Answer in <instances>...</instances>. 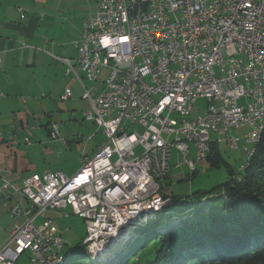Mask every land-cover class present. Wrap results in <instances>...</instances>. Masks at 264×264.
<instances>
[{"label":"built area","instance_id":"2783aa9c","mask_svg":"<svg viewBox=\"0 0 264 264\" xmlns=\"http://www.w3.org/2000/svg\"><path fill=\"white\" fill-rule=\"evenodd\" d=\"M74 46L77 57L62 62L106 142L70 177L47 172L4 183L2 204L12 191L27 206L9 209L25 220L0 245V264L25 252L29 264L60 257L63 239L48 214L68 209L85 223L83 248L108 251L121 228L169 201L156 179L167 173L170 140L183 155L193 143L201 160L211 133L246 127L244 139L257 143L264 131V0H100ZM198 99L211 104L192 119ZM50 137L58 139L56 125Z\"/></svg>","mask_w":264,"mask_h":264},{"label":"crops","instance_id":"0c3cea01","mask_svg":"<svg viewBox=\"0 0 264 264\" xmlns=\"http://www.w3.org/2000/svg\"><path fill=\"white\" fill-rule=\"evenodd\" d=\"M46 4L47 0H0V188L4 183L20 186L24 178L49 171L32 170L28 135L43 137L44 131L51 139V125H56L58 139L51 141L66 149L70 145L69 133L73 136L72 133L77 131L79 115L86 120L85 113L89 110L80 83L74 77L69 78L71 74H66L62 62V59L77 57L74 44L79 39L82 25L73 35L55 32L51 18L45 13ZM96 8L97 5L89 17L95 15ZM84 85L88 89L97 86L87 81ZM66 90L71 94L63 99ZM65 113L68 125H63ZM86 122L91 125L89 140L95 139L100 130L105 138L101 128L92 121ZM105 142L106 138L95 146L94 154ZM84 158L87 157L83 155ZM3 202L4 205L0 201V208L11 220L5 226L8 237L9 232L25 220L23 215L12 218L9 209L17 204L25 208L27 203L12 191L5 194ZM53 225L56 226L54 222Z\"/></svg>","mask_w":264,"mask_h":264},{"label":"trees","instance_id":"16d2710c","mask_svg":"<svg viewBox=\"0 0 264 264\" xmlns=\"http://www.w3.org/2000/svg\"><path fill=\"white\" fill-rule=\"evenodd\" d=\"M206 161L214 167L224 163L217 143H211ZM245 164L238 175L228 173L219 192L197 191L171 208L172 216H188L174 227L159 230L158 226H148L136 232L115 264H264V131ZM209 197L205 213L200 212V201ZM70 255L63 264L96 262L89 256L86 258L91 263H85V257Z\"/></svg>","mask_w":264,"mask_h":264},{"label":"rangeland","instance_id":"374dc122","mask_svg":"<svg viewBox=\"0 0 264 264\" xmlns=\"http://www.w3.org/2000/svg\"><path fill=\"white\" fill-rule=\"evenodd\" d=\"M99 1L100 0H47L45 13L49 16V18H51V23L55 32H59L60 34L63 33L65 35H73L85 19L89 18L90 11L99 3ZM73 77V74H71L69 78ZM210 104L211 103L206 101V99L196 100L191 109L190 118L194 119L203 117L205 115V110ZM66 115L67 113H65L62 117L63 120L61 119L63 121V125H68L69 123V119H67ZM35 118H37V116H35ZM78 120L79 121L75 126L77 131L72 133L74 137L71 136V133L68 135V137H70L68 138L70 145L66 149L55 145L51 139L46 136L44 131H42L43 137L28 135L31 142L28 146L30 151L29 160L33 171L42 173L49 170L47 172H61L65 176L70 177L83 167V155L87 158L93 157L95 146L102 141H105V138L102 135L101 130L99 131L98 129L99 133H97V137L93 140H89V135L92 133L91 132L89 134V130L91 129L90 123L84 120L82 114L79 115ZM84 123H86V125H84ZM82 126L83 130L81 132ZM247 132L248 128L246 127L241 129H231L229 131V134L238 140L237 149L229 147L225 140H223L224 136L220 137L217 142V151L221 155L224 163L218 167H214L210 166L206 160L197 161L195 165L196 175L193 179H190L188 176L189 169L183 162L182 156L177 154V152L172 149L169 160V174L165 179L160 181L162 187L161 192L171 197H186L197 191L219 192L222 185L226 182V180H228L229 172H233L238 175L240 168L244 165L246 160V151L248 150L251 153H254L255 151V146L258 142H248L247 136V139H242L243 135ZM22 147L25 146L22 145ZM244 147L245 153H243ZM194 159L195 156L193 150L191 149L188 160L194 161ZM177 163L180 165L177 166ZM181 174L185 177L184 181H180V178L176 177ZM216 196L217 194H215L214 197L212 196V199H215ZM210 198L211 197L208 199L203 198L200 201V212L205 213L206 206L211 201ZM170 203L172 204V201ZM171 208L173 207H171L170 204H166L163 207L165 212L162 214V216L165 217L155 223L147 225L146 227L158 226L159 230H168L174 227L177 222H181L187 218L186 214L182 215L181 218L176 215L172 216L169 211ZM63 214H65V216L62 218L55 217L50 214H48V216L52 218L54 224L58 228V231L62 234V238L66 244L65 253L70 251V256L81 255L83 256L82 259L85 257L84 259L89 261L88 258H86L88 255H86L87 249L81 247L82 240L85 235L84 221L73 215L69 209L63 211ZM10 221L11 220H9L4 211L0 208V243L2 241L5 242L7 240L6 238H8L5 234V226ZM135 233L130 234L126 237L127 239L121 241L122 247H120L119 243H116L114 246H118L120 248H118V250L108 259H103L95 263L89 262L91 264H99L108 261V264H115L117 259L121 257L120 254L124 251V248H126L130 242L132 244L133 238L136 237ZM138 249L127 257V261L133 258ZM29 257V252H25L18 258L15 264H29ZM86 260L85 263H88Z\"/></svg>","mask_w":264,"mask_h":264},{"label":"water","instance_id":"95a60500","mask_svg":"<svg viewBox=\"0 0 264 264\" xmlns=\"http://www.w3.org/2000/svg\"><path fill=\"white\" fill-rule=\"evenodd\" d=\"M239 129H241V128H239ZM231 130V129H230ZM230 130H228L227 132H225V133H223V134H213V133H211V135H210V138H211V140H210V142H209V151L207 152V154H206V157L204 158V159H201V160H197V151H195V147H194V144L193 143H187V145H188V152H187V154L186 155H183L173 144H174V142H173V140H170V143L172 144L171 146H170V148H169V151H168V159H167V166H168V170H167V173L165 174V175H163L162 177H160V178H158V179H156V183L158 184V187H159V190H158V194H159V196L163 199V200H169L168 202H167V204H170V206L171 207H174V206H177V205H179V204H181V203H183L184 201H185V198L184 197H179L178 199H173V198H171V197H169L168 195H166V194H164V193H162L161 192V189H162V187H161V184H160V181L161 180H163V179H165L167 176H168V174H169V160H170V156H171V151H172V149H174L176 152H177V154H179V155H181L182 156V159H183V162L187 165V167H188V162H192L193 164H194V170L193 171H190V169H189V167H188V169H189V174H188V176H189V178L191 177V175L194 173V172H196V163H197V161H204V160H206V158H207V156L209 155V153H210V145H211V143H217L218 141H219V139H220V137H222V136H224V138H223V140H225V142H226V144L230 147V144L228 143V141H227V139H226V136H228V137H230V138H232V140H233V143H232V149H237L238 148V146H237V142H238V140L235 138V137H233L231 134H229V131ZM245 135V134H244ZM244 135H243V137H242V139L244 138ZM246 147V146H245ZM245 147L243 148V153H245ZM191 149L193 150V153H194V156H195V159H194V161H189L188 160V157H189V155H190V153H191ZM245 156H246V159H248L249 157H248V155L245 153ZM246 161V160H245ZM180 164H178L177 163V166H179ZM244 165H245V167H246V164H245V162H244ZM240 169H244V168H240ZM177 178H180L179 180H181V181H184L185 179V177L181 174V175H179V176H177ZM170 201H172V204L170 203ZM168 206V205H167ZM165 212V210H163V208L158 212V213H152V214H150V213H143L141 216H140V218L138 219H136V220H134V221H132V222H130L127 226H125L124 227V229H123V231H122V228H121V230L119 231V233H118V235H117V240L120 242H118L119 243V245H120V247H122V239H123V237H125V236H129L130 234H132V233H135V232H138V231H141V230H143L147 225H149V224H151V223H155V222H157V221H159L161 218H164L165 216H162V214ZM186 216H187V214H186ZM188 217V216H187ZM84 225H85V223H84ZM86 235H87V231H86V226H85V235H84V237H83V240H82V248L84 247L83 246V242H84V240H85V238H86ZM61 236H62V234H61ZM122 238V239H121ZM63 239V238H62ZM63 243H64V248H66V244H65V242H64V240H63ZM120 247H118L117 246V248H115V249H113V248H108V251H106V250H104V251H102V255H113L117 250H118V248H120ZM106 249V248H105ZM99 264H108V261L107 262H105V263H99Z\"/></svg>","mask_w":264,"mask_h":264},{"label":"bare ground","instance_id":"6f19581e","mask_svg":"<svg viewBox=\"0 0 264 264\" xmlns=\"http://www.w3.org/2000/svg\"><path fill=\"white\" fill-rule=\"evenodd\" d=\"M126 237L127 236H125V237H123V239L122 238L121 239L124 240ZM118 242L119 241L117 240V238L113 239V241H108V248H113V249L117 248L114 245ZM86 249H87L86 254H88L87 256H89L92 261L97 262V261L103 260L104 257L108 256V255H102V251H104L103 249H95V248H86ZM68 252L62 253V255L60 257L54 258V260L50 261L48 264H63L65 258L71 254L70 251H68Z\"/></svg>","mask_w":264,"mask_h":264}]
</instances>
